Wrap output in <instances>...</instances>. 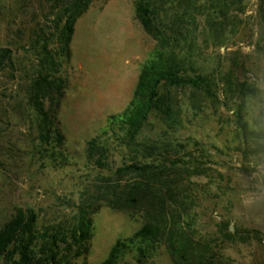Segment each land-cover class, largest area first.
Returning a JSON list of instances; mask_svg holds the SVG:
<instances>
[{"label": "rangeland", "instance_id": "374dc122", "mask_svg": "<svg viewBox=\"0 0 264 264\" xmlns=\"http://www.w3.org/2000/svg\"><path fill=\"white\" fill-rule=\"evenodd\" d=\"M136 1L93 0L78 16L74 0H0V229L18 209L51 224L69 217L82 200L104 205L97 191L105 185L86 160L88 143L126 110L142 67L159 50L137 16ZM230 1L234 23L225 40H214L204 26L194 29V61L219 81V104L191 124L185 118L179 136H194L208 151L200 176L191 178L199 233L216 241L225 264H264L262 0ZM68 22L71 56L64 60ZM163 90L187 110L189 90ZM240 118L251 135L246 146L236 140ZM42 138L57 147L56 161L42 152L51 149ZM113 162L121 167L119 156ZM143 224L104 206L93 216L89 255L76 264H103L115 244ZM122 264H132L131 258ZM150 264L172 262L162 250Z\"/></svg>", "mask_w": 264, "mask_h": 264}, {"label": "trees", "instance_id": "16d2710c", "mask_svg": "<svg viewBox=\"0 0 264 264\" xmlns=\"http://www.w3.org/2000/svg\"><path fill=\"white\" fill-rule=\"evenodd\" d=\"M74 1L78 16L93 2ZM234 5L230 0H185L179 4L175 0L136 1L137 16L158 42L159 50L142 67L126 110L88 143L86 160L98 172L96 181L105 185L97 191L104 205L82 200L69 217L51 224H40L33 210L18 209L0 229V264H76L89 255L93 216L104 206L144 224L132 237L116 243L103 264H122L126 257L132 264H150L162 250L172 264H225L216 241L201 235L196 225L198 198L191 178L200 176L208 151L194 136H179V128L185 118L191 124L219 104V81L194 61V29L204 26L214 40H225L234 23L230 16ZM260 12L264 24V0ZM72 33L68 22L62 32L66 44L60 59L70 60L67 45ZM45 52L48 62L59 67L51 53ZM225 81L232 85L229 79ZM164 88L189 90L187 110L183 112ZM43 117L47 121V115ZM240 120L236 140L246 146L251 135ZM55 133L56 146H61L63 137L59 130ZM42 140L43 147L51 148L42 152L51 153L56 161L57 147ZM58 155L67 156L62 150ZM116 156L121 158L118 169L113 167Z\"/></svg>", "mask_w": 264, "mask_h": 264}, {"label": "water", "instance_id": "95a60500", "mask_svg": "<svg viewBox=\"0 0 264 264\" xmlns=\"http://www.w3.org/2000/svg\"><path fill=\"white\" fill-rule=\"evenodd\" d=\"M231 231H233V229Z\"/></svg>", "mask_w": 264, "mask_h": 264}]
</instances>
